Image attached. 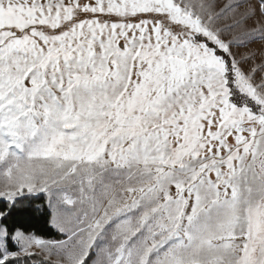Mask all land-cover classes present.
I'll use <instances>...</instances> for the list:
<instances>
[{
  "label": "snow or ice",
  "instance_id": "6c2138e0",
  "mask_svg": "<svg viewBox=\"0 0 264 264\" xmlns=\"http://www.w3.org/2000/svg\"><path fill=\"white\" fill-rule=\"evenodd\" d=\"M0 264H264V0H0Z\"/></svg>",
  "mask_w": 264,
  "mask_h": 264
},
{
  "label": "trees",
  "instance_id": "16d2710c",
  "mask_svg": "<svg viewBox=\"0 0 264 264\" xmlns=\"http://www.w3.org/2000/svg\"><path fill=\"white\" fill-rule=\"evenodd\" d=\"M35 226H36L38 229H40V228H41V223H40L39 221H36V222H35Z\"/></svg>",
  "mask_w": 264,
  "mask_h": 264
}]
</instances>
